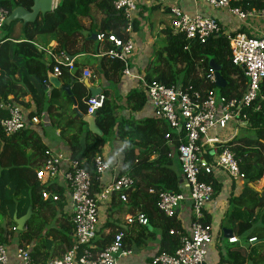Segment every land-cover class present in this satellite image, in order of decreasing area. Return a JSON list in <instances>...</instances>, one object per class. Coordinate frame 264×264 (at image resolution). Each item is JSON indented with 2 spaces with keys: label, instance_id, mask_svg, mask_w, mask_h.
Masks as SVG:
<instances>
[{
  "label": "built area",
  "instance_id": "built-area-1",
  "mask_svg": "<svg viewBox=\"0 0 264 264\" xmlns=\"http://www.w3.org/2000/svg\"><path fill=\"white\" fill-rule=\"evenodd\" d=\"M169 0H113L114 9L126 20V34L99 32L97 42L108 45L105 56L111 61L124 63V74L130 75L128 57L134 52L135 44L131 38L136 14L142 6L167 4ZM214 9H225L240 22L263 20L264 8L242 10L233 8L230 0H205ZM58 0H54L57 8ZM171 29L186 41L185 50H191L195 44H206L211 38L223 36L229 41L230 60L247 79L246 88L240 98H227L217 90L204 87L193 88L179 83L166 85L149 82L146 78H135L140 81L144 94L151 104L155 118L167 123L172 134L167 135L169 158H177L183 175L185 192L176 194L168 191H154L150 194L158 198V210L167 218L178 214L180 207L190 203L191 222L188 231L181 236L180 247L174 254H157L148 264H206L210 248L214 243V232L209 223L208 207L214 202L216 191L213 183L220 186L226 180L240 183L246 180L240 168V160L230 144L239 135V130L250 123L251 115L264 117V32L258 36H249L242 32H226L220 23L208 16L196 14L191 16L181 8L174 7L171 12ZM10 13L0 7V35L7 25ZM3 42L0 40V48ZM54 64L53 73L61 76V67L73 74L77 71L75 60L65 53H56L40 48ZM85 80L93 79L89 69L82 71ZM200 78H204L203 73ZM207 81L216 84L214 73L206 77ZM105 96L89 97L85 101L87 116L97 115L103 108ZM0 108L7 113L1 120L0 128L7 136H14L25 129L26 121L22 108L14 103H2ZM33 125L41 123L40 117H33ZM231 123L237 126L230 137L222 138ZM95 173L100 182V192L93 191L92 174L84 167V160L75 159L63 152L48 151L36 173L40 185L54 183L61 175L66 182L65 198L72 206L71 222L74 226L73 245L60 257L37 261L27 249L18 248L15 254L19 264H122V259L129 258L132 251L125 244V233L120 231L104 250H98L99 221L102 209L107 211L113 201L129 204L130 193L137 185V180L130 175H117L103 184V176L110 171V165L102 155L93 159ZM212 177V182L202 180ZM52 197L46 190L42 192L43 201ZM180 219V217H179ZM126 224L148 227L149 220L142 212L127 215ZM230 244L240 243L233 235L228 239ZM257 242L249 239V245ZM11 257L6 244L0 241V264H10Z\"/></svg>",
  "mask_w": 264,
  "mask_h": 264
},
{
  "label": "trees",
  "instance_id": "trees-1",
  "mask_svg": "<svg viewBox=\"0 0 264 264\" xmlns=\"http://www.w3.org/2000/svg\"><path fill=\"white\" fill-rule=\"evenodd\" d=\"M233 8H241L242 10L262 9L264 8V0H230ZM34 0H0V7L5 8L11 13L18 7H24L30 10L33 7ZM95 6L99 12L106 16L105 24L102 26L104 33H116L121 36L126 32L127 24L123 15L117 12L113 7V0H60L54 12L47 14L46 17H40L35 24L27 25L24 29L25 37L28 42L34 41L36 34H55L63 35L68 40L81 37L85 27L81 23V19L91 18L92 7ZM14 24V23H13ZM140 23L134 21L133 31L137 32L140 28ZM11 25H6L4 29H10ZM3 29V31H4ZM166 36V44L163 49L157 53V59L162 68L154 69V73L147 76L149 82H159L166 85H176L183 83L190 85L193 88H207L217 90L221 95L227 98H240L246 88L247 79L244 74L232 65L230 60V45L229 41L223 37L211 38L206 44H195L191 47L190 52L185 50L186 41L181 35L175 34L172 29H164L162 31ZM126 34V33H125ZM126 34V38H128ZM9 37L5 36L1 39L3 42L2 48L6 49L9 46ZM33 50L37 49L28 43H22ZM22 46V45H21ZM38 52V51H37ZM23 66L26 68L27 75L32 77L35 83L40 87L43 83L47 84V72H53L54 64L47 66L45 63L37 59L36 56L26 53L23 55ZM164 61V63L161 62ZM222 68L221 75L227 82L225 88L219 89L215 83L207 81L206 77L210 74V61ZM0 105L2 103H13L9 99L11 95L17 96L18 81L14 78L17 72L16 67L12 69L11 65L0 58ZM114 71L123 72L125 69L124 63L113 61ZM61 76L66 77L69 82L70 75L66 68L61 67ZM200 71V73H199ZM203 73L204 78H200ZM77 77V75H75ZM181 78V80H179ZM38 82V83H37ZM75 89L78 93L79 100L85 98L82 94L85 92L83 85L75 83ZM264 89V86H263ZM61 96L71 109L72 103L70 96L62 91L53 89L52 96ZM105 103L96 116V124L102 131L103 136L99 137L92 134L87 124L77 117L79 121L78 132L71 138L73 158L84 160V167L92 174L93 191L100 192V182L95 173L93 159L97 154L103 152V148L110 136L116 134L117 138L123 144L124 161L119 175H130L137 180V185L130 193L129 204L115 205L120 208L128 207L129 215L136 212L144 213L148 220V227L143 229L152 236L150 227L154 229V233L160 236L159 253L174 254L180 247L181 236L185 231L178 214L172 218H167L158 210V198L156 195L150 194L154 191H168L171 193L185 192L183 187V175L180 163L177 158H169L170 149L168 147L167 135L172 134L169 125L157 118H145L139 121L132 118H119L118 113L120 106L118 97H112L111 91L107 90L103 93ZM89 98V97H88ZM86 98V100L88 99ZM85 100V101H86ZM85 104V103H84ZM127 108L133 112H141L147 104V97L144 92L137 90L131 91L126 98ZM86 106V105H85ZM81 107L82 112L86 115L87 107ZM73 115V114H72ZM7 118V113L0 108V122ZM250 123L242 129L253 130L258 134L256 140L248 138L232 141L234 151L237 158L240 160V168L245 174L246 181L249 184H254L264 179V117L261 115H251ZM75 121L66 124L69 130L74 129ZM72 129V130H73ZM85 135V142L82 143L78 135ZM30 140L29 138H31ZM31 141L30 146L34 152H40L42 156L41 162L36 167L28 163L21 165L18 163L19 156H25L19 149L17 140ZM49 150L44 147L37 135L30 130L22 131L16 136L7 137L0 128V170L3 173L7 172L8 183L11 184V195L3 193V203L0 210L6 214L8 209H12V213H18V218L26 215L29 208H32V216L26 227L20 232L17 230V225L12 222L13 231L20 232L21 244L20 248L27 250L28 245L35 239L43 237L46 233V225L38 220L42 214L41 207H55L57 211L63 212L65 207L66 190L61 187H56L54 184L42 186L37 180L36 173L40 169L46 153ZM12 153V160L6 161L8 153ZM202 180L212 182V177H203ZM182 182V183H181ZM216 194L220 192L221 186L213 183ZM250 189V188H249ZM247 189V191L249 190ZM47 191L58 197L54 201L52 197L49 200L43 201L42 192ZM252 195L255 194L252 191ZM28 196V199L25 198ZM242 197L235 199L234 205L241 207ZM264 208V197L259 199ZM254 202V200H252ZM117 204V203H113ZM113 206V205H112ZM108 211V227L111 228L110 234L102 235L95 243L98 250H104L113 241L118 230L115 223H110L109 219L112 216ZM114 207V206H113ZM11 212V211H10ZM234 212V211H233ZM228 214L226 220H230L231 230L233 234L239 238L241 243L230 244L228 240H223V231L220 233L218 241L221 245L217 246L218 263L217 264H264V259L258 255V250L264 246V209L257 223L254 224V213L249 209L238 211L237 213ZM63 223L60 229L56 232L61 236V242L66 248L73 245L71 235L74 233V226L71 220L63 216ZM47 222V220H46ZM210 223V221H209ZM224 227V225L222 226ZM53 231H50L52 233ZM127 234V232H125ZM256 238L261 244L260 247L249 245V239ZM125 235V244H126ZM0 240L6 243L5 238L0 235ZM223 241H225L223 243ZM67 249V250H68ZM32 254V253H31ZM36 259L35 254H32Z\"/></svg>",
  "mask_w": 264,
  "mask_h": 264
},
{
  "label": "crops",
  "instance_id": "crops-1",
  "mask_svg": "<svg viewBox=\"0 0 264 264\" xmlns=\"http://www.w3.org/2000/svg\"><path fill=\"white\" fill-rule=\"evenodd\" d=\"M60 0H58L59 4ZM92 7V12L93 8ZM174 7L181 8L185 13L194 16L196 14L212 17L216 19L226 32L236 33L242 32L249 36H258L264 32V21L263 20H247L240 22L238 19L233 18L231 14L223 9H214L209 7L205 0H169L167 4L160 5H148L142 6L140 12L136 14V21L139 22L140 28L137 32L132 33L131 38L135 44L134 52L129 55L128 62L130 67V75H125L124 72L114 71L113 61L109 60L105 54L108 49V45L89 40V36L77 37L68 40L63 35L55 34H36L33 42H28L25 37L24 29L26 26L22 22H16L12 24L10 29H4L0 35V40L5 36H8L9 46L6 49L0 48V58L4 59L8 65L12 66V69L16 67L17 72L14 75L16 81H18L17 96L11 95L9 99L14 104L20 106L24 112L26 121L29 123L25 131L30 130L32 133L37 135L40 139L41 144L46 147L49 151L63 152L68 156L73 157L71 138L77 134L79 121H76L79 114L85 115L81 107L85 106V100L88 97H92L90 89H100L103 93L107 90L111 91L112 97H118L120 101L118 105L121 107L118 113L119 118H132L133 120L139 121L145 118H154V111L151 104L147 100V104L141 112L133 113L127 108L126 98L128 94L137 90L143 92L139 78H147L150 74L154 73L155 68V56L161 47V50L166 44V36L162 32L164 29H171L172 9ZM96 8V7H95ZM98 11V9L96 8ZM98 15L91 13V18L81 19L82 25L85 27L83 32H93V29L99 33L102 31V26L105 24L106 16L98 11ZM95 16V18H94ZM41 17V16H40ZM39 17V18H40ZM38 18V20H39ZM22 43H28L33 45L37 51L33 50L28 46H24ZM22 45V46H21ZM40 48L48 51H54L56 53H65L75 60L77 71L70 74L71 79L69 82L66 77H58L63 86H71V109L68 103L61 98V96H52L53 88L48 82L43 83L40 87L35 83L34 79L27 75L26 68H24L23 55L26 53L34 55L45 63L47 66L53 65L52 60L48 55L41 51ZM137 51V54L135 52ZM160 52V51H159ZM131 61V63H130ZM89 69L93 73L94 78L85 80L82 77V71ZM1 70V63H0ZM49 74L53 72H47V78L49 81ZM77 75V77H75ZM38 83V82H37ZM75 83L83 85L85 92V98L79 100L78 93L75 89ZM87 83V84H86ZM63 91V90H62ZM65 92V91H64ZM80 93V91H79ZM81 94V93H80ZM146 96V95H145ZM86 107V106H85ZM73 114V115H72ZM33 117H40L41 123L39 125H33L30 123ZM75 121L76 124L73 126L74 129L69 130L66 126L67 123ZM16 136V135H14ZM13 137V136H11ZM82 143L85 142V135H78ZM32 140L31 138H29ZM16 143L20 146L19 149L24 153L25 156L18 157V163L25 165L28 163L36 167L41 160L42 156L40 152L35 153L31 144V141H21L18 139ZM12 153H8L6 156L7 160H12ZM103 156L105 161L110 165V171H107L103 176V184L109 182L114 177L119 175L123 165V144L117 138L116 134L108 137L107 143L103 148V152L100 154ZM7 172L3 173L0 170V179L7 178ZM257 183L259 185H257ZM56 187H61L66 190V182L61 175L54 183ZM250 188V189H249ZM247 189H249L247 191ZM252 191L255 192L252 195ZM242 197L243 200L240 202L241 207L234 205V198L238 199ZM264 197V179L254 184H249L247 181L240 183H234L232 181H224L221 185V190L216 194L214 202L208 207V214L212 227L213 221L219 222L220 220L229 223V227H222L220 223V229L214 232V243L210 248L209 258L206 264H217L218 263V252L217 245L220 237V230L229 229L232 227L230 220H226L228 214L242 213L249 209L254 215L261 214L263 209L262 202L259 201ZM254 200V202H252ZM117 204H113V203ZM108 207L106 212H101L99 221V232L98 239L104 234H110L111 228L108 227V211L112 206L110 213L112 216L109 219L110 223H115V226L120 231L125 233L126 246L132 251V255L129 258L122 259V264H148L152 257L159 253L160 248V236L154 229L150 227V232L153 233L150 236L143 228L139 225L130 226L126 224L125 218L129 214L128 207L118 208L120 202L113 201ZM121 204V203H120ZM38 210L42 211V216L47 218V225L45 235L41 238L35 239L28 245V250L35 254L36 260L44 262L48 259L60 258L68 248L63 246L61 242V236L56 229H60L63 223L62 219L65 216L71 220L72 206L65 198V207L63 212L57 211L55 207H39ZM11 208L8 209L7 213L4 214V223H0V235L5 238V241L9 249L11 257L10 264H19L15 258L16 251L21 244L20 235L13 231L12 222H14V216L10 212ZM17 213V212H16ZM18 215V213H17ZM184 216V217H183ZM179 217L183 225V229L188 231L191 222L190 203H184L179 210ZM183 218V219H182ZM71 222V221H70ZM50 231H53L49 234ZM119 231V232H120ZM118 233V232H117ZM116 233V234H117ZM234 235V234H233ZM71 239L74 241V233L71 235ZM223 240L224 233H223ZM1 241V240H0ZM2 242V241H1ZM241 243V242H240ZM255 247V244H252ZM260 258L264 259V246L258 250Z\"/></svg>",
  "mask_w": 264,
  "mask_h": 264
},
{
  "label": "water",
  "instance_id": "water-1",
  "mask_svg": "<svg viewBox=\"0 0 264 264\" xmlns=\"http://www.w3.org/2000/svg\"><path fill=\"white\" fill-rule=\"evenodd\" d=\"M56 8L54 7V0H34L33 7L30 10L25 9L24 7L16 8L11 15L7 19V25H11L16 22H22L24 26L35 24L38 18L46 17L47 14L54 12ZM83 36H89V40L97 42V35L98 33L93 29V32H83ZM212 72L216 78V87L219 89L225 88L227 82L224 80L223 76L221 75L222 68L218 66L214 60L210 61L209 64ZM49 83L53 89L56 90H63L68 95H72L71 93V86H63L60 79L56 77L54 74H49ZM87 84V83H86ZM92 97H96L98 95L103 94V91L100 89H90ZM80 118L87 124L89 131L99 137L103 136L102 131L96 124V116H84L79 114ZM182 183V182H181ZM32 216V208H29L26 215L23 217L18 218L17 213L14 215V222L17 225V230L22 231L28 221L31 219ZM224 239L228 240L233 237V231L229 229H224Z\"/></svg>",
  "mask_w": 264,
  "mask_h": 264
},
{
  "label": "rangeland",
  "instance_id": "rangeland-1",
  "mask_svg": "<svg viewBox=\"0 0 264 264\" xmlns=\"http://www.w3.org/2000/svg\"><path fill=\"white\" fill-rule=\"evenodd\" d=\"M92 14H94V15H98L99 14L95 7L93 8ZM94 18H95V16H94ZM96 44H97V42H96ZM159 51H161V47L159 48ZM135 54H137V51L135 52ZM154 59H155V64L153 63V65H155V68H156L157 67V64H160L159 61H158V59H157V55L155 56ZM161 62L164 63L163 60H161ZM130 63H131V61H130ZM158 67L159 68H162L161 64L158 65ZM199 73H200V71H199ZM179 80H181V78H179ZM236 127L237 126L235 125V123H231L229 125L228 129L224 133H221L220 134V137H222V138L230 137L232 135V133H233V130ZM257 137H258V134L255 131H253V130L240 129L239 130V135L237 136V139L236 140H240V139H244V138H248V139H251V140H256ZM7 181H8V178H4L3 177L2 179H0V206L2 205L3 199H4L3 196H2L3 193L4 194H7L8 196L11 195V189H10L11 188V186H10L11 184H9ZM257 185H259V184L257 183ZM25 198L28 199V196L25 195ZM118 208H119V206H118ZM12 209H14V208H11V213H12ZM113 209H115V207ZM102 212H106V211L104 209H102ZM15 214H16V212L14 214L12 213L13 216ZM260 215L261 214L254 215V221H253L254 224L257 223V221L259 220ZM38 220L44 222V226L47 225V222H46L47 218H45L44 216H42V214H41V216L39 217ZM4 222H5L4 221V214L0 210V223L3 224ZM220 223H222L225 227H229V225H230L229 223H225V221H222V220H220L219 222L213 221V227H214L215 230H219L220 229V226H221ZM20 232H18L17 234L19 235ZM219 232H221V230ZM225 241H223V243ZM218 244H221V241H218ZM254 244L256 245V247H260L261 246V244L258 241L255 242Z\"/></svg>",
  "mask_w": 264,
  "mask_h": 264
},
{
  "label": "clouds",
  "instance_id": "clouds-1",
  "mask_svg": "<svg viewBox=\"0 0 264 264\" xmlns=\"http://www.w3.org/2000/svg\"><path fill=\"white\" fill-rule=\"evenodd\" d=\"M98 43V42H97Z\"/></svg>",
  "mask_w": 264,
  "mask_h": 264
}]
</instances>
